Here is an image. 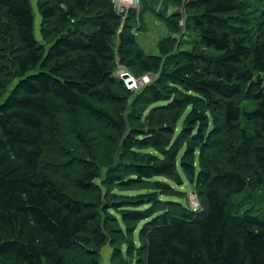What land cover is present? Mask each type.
Segmentation results:
<instances>
[{
  "label": "trees",
  "instance_id": "obj_1",
  "mask_svg": "<svg viewBox=\"0 0 264 264\" xmlns=\"http://www.w3.org/2000/svg\"><path fill=\"white\" fill-rule=\"evenodd\" d=\"M32 1L0 0V264H102L114 231L100 211L126 232L142 224L135 264H264V217L231 204L264 185V0L142 3L136 23L112 0H34L40 39ZM150 14L171 32L159 55L138 44ZM119 69L157 78L128 89ZM63 115L121 138L100 211L54 176L78 164L73 186L91 191L93 162L44 159ZM187 183L200 211L160 199Z\"/></svg>",
  "mask_w": 264,
  "mask_h": 264
},
{
  "label": "rangeland",
  "instance_id": "obj_2",
  "mask_svg": "<svg viewBox=\"0 0 264 264\" xmlns=\"http://www.w3.org/2000/svg\"><path fill=\"white\" fill-rule=\"evenodd\" d=\"M171 1L177 4L180 2V0H143V2L142 0H139V3L136 5V7L130 8L129 10L135 12L136 18L134 19V22L136 23L142 3H145L146 6L150 5L155 9H168V14H171L173 12ZM183 2L184 0L181 1L180 5H183ZM32 6L33 13L35 14L34 31L37 38L40 39L41 21L36 13V3L34 0L32 1ZM182 7L183 6L179 7L180 12ZM146 19L149 20V22L148 24H145L146 31L144 32V34L137 37L138 44L141 48L144 49L147 54L156 53L155 46L158 42H160V40L163 41L165 46H168V41L164 38L167 35L170 36V31L164 25H161V29H159V24L156 23L158 22L157 19L151 14L147 15ZM179 37L180 34L177 35V40H179ZM156 78L157 75H152L150 83ZM135 79L138 80V78ZM10 87L11 86H9L7 90H9ZM61 117L62 119H59L58 123L60 129L59 142L57 145L46 150L44 159L46 161H50L53 159L59 161V157L61 160H63L64 158L72 159L76 157L80 160L93 162L98 173V179L95 181V188L91 191L83 192L79 189H75L73 186L72 178L78 177L83 170L81 169L82 167L78 164L74 167V169L68 172L63 171L59 169V166H56V169L54 170V176L57 179L56 183L64 184L66 189L70 191L71 195H74L77 199L88 201L94 204L97 207L98 211H100V208H102L101 205L109 199L105 196L106 188L102 185V179L106 177L111 167L118 161L121 138L119 137L117 132L114 133L111 130L103 128L101 126V122L94 118L87 117L86 115H81L76 120H73L64 115ZM74 126L75 128L73 129ZM82 128L87 132V134L83 136L85 140L81 143L80 141H78L75 133L82 130ZM171 187L175 193H183L184 196L182 197V199H179L176 197H167L162 195L160 196V199L162 201L173 200L183 205H187L189 209L191 207L192 199L194 198L197 201L196 192L192 185L187 183L183 186L171 185ZM142 192L144 191H141V193ZM148 192L151 191H146L144 193ZM134 193L138 192L125 190L123 194L131 195ZM231 204L232 212L241 213L246 212L247 210H251L255 215L264 217V185L254 190L247 188L242 193L236 194L231 199ZM100 217L103 222H108L106 231L109 232V230L111 229L114 231L112 234L109 233V240L104 246L95 249L101 263L135 264L136 249H138L140 245V241L138 240V230L142 224L140 223L137 226L133 225V228L126 232L125 227L122 223L117 224L110 220L111 218H115L119 221V216L115 212L109 211L107 212V214H105L100 211ZM81 252L86 257V259H92V255H95L93 253L87 252V249L85 248L81 249Z\"/></svg>",
  "mask_w": 264,
  "mask_h": 264
},
{
  "label": "built area",
  "instance_id": "obj_3",
  "mask_svg": "<svg viewBox=\"0 0 264 264\" xmlns=\"http://www.w3.org/2000/svg\"><path fill=\"white\" fill-rule=\"evenodd\" d=\"M112 2L113 4H115L118 11L123 14V18H124L130 8L136 7V5L139 3V0H112ZM181 13H183L182 9H181ZM179 26L183 28L184 26L183 19H181V21L179 22ZM115 76L121 79L124 85L128 89H139V87L148 84L152 79L151 74H146L141 78H139L138 80H136L125 69L117 70ZM190 210L193 212L201 210V207L194 198L192 199Z\"/></svg>",
  "mask_w": 264,
  "mask_h": 264
},
{
  "label": "crops",
  "instance_id": "obj_4",
  "mask_svg": "<svg viewBox=\"0 0 264 264\" xmlns=\"http://www.w3.org/2000/svg\"><path fill=\"white\" fill-rule=\"evenodd\" d=\"M144 18H146V17H144ZM144 22H145V24H148L149 20L146 19V20H144ZM150 22H151V20H150ZM156 23L160 25V26L158 25V28L161 29V25H163V24H161V23H159V22H156ZM169 34H170V32H169ZM140 35H142V34H140ZM138 36H139V35H138ZM168 36H169V35H167L166 37H168ZM156 46H157V44H156ZM156 46H155V47H156ZM142 49H143V48H142ZM143 50H144V49H143ZM155 50H156V53H150V54H152V55H159L158 50H157V47L155 48ZM148 54H149V53H148Z\"/></svg>",
  "mask_w": 264,
  "mask_h": 264
},
{
  "label": "bare ground",
  "instance_id": "obj_5",
  "mask_svg": "<svg viewBox=\"0 0 264 264\" xmlns=\"http://www.w3.org/2000/svg\"><path fill=\"white\" fill-rule=\"evenodd\" d=\"M110 123V122H109Z\"/></svg>",
  "mask_w": 264,
  "mask_h": 264
}]
</instances>
